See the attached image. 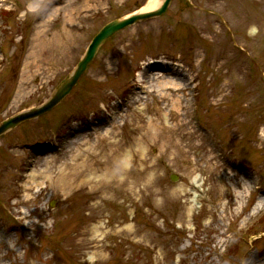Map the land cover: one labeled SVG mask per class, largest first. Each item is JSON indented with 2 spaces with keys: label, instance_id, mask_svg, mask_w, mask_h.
<instances>
[{
  "label": "rangeland",
  "instance_id": "rangeland-1",
  "mask_svg": "<svg viewBox=\"0 0 264 264\" xmlns=\"http://www.w3.org/2000/svg\"><path fill=\"white\" fill-rule=\"evenodd\" d=\"M149 2L0 0V124L49 100L106 23ZM156 64L184 85L185 109L162 112L164 124L188 119L203 136L176 137L184 152L140 138L162 106L137 87ZM136 92L149 102L130 105ZM118 111L141 194L64 189L54 178L26 199L27 174L48 166L57 176L78 151L69 141ZM263 197L264 0H172L109 38L53 110L0 137V264H264Z\"/></svg>",
  "mask_w": 264,
  "mask_h": 264
},
{
  "label": "bare ground",
  "instance_id": "bare-ground-1",
  "mask_svg": "<svg viewBox=\"0 0 264 264\" xmlns=\"http://www.w3.org/2000/svg\"><path fill=\"white\" fill-rule=\"evenodd\" d=\"M161 2L162 0H150L148 7L142 10L156 8ZM160 67L164 74L161 73L157 75L153 70ZM165 69L166 68H163L162 65L158 64L153 65L152 68L150 66L147 67L139 78L140 81H138L137 87L140 91L152 94L156 93L158 100L162 103V106L158 111L153 112L154 115L143 127L139 125V129H142L140 138L147 142L154 141L155 143L166 144L167 147L165 151L168 153L172 151V148L180 149V141L178 142L176 137L185 139L186 137L199 138V136H203L196 130L191 129V121L188 119H180L179 122L173 125L164 124L162 112H166V116H170L173 119L178 117L181 114L179 112L186 107L184 98L179 95V93L184 90V85H182L183 83L180 81L179 73L171 68ZM144 81L147 83H154L150 84L148 87L144 85ZM142 102L146 104L149 100L148 98L144 99L140 97L138 92L130 99V105ZM147 108V106H144V108L140 110L142 111ZM119 113L120 111L109 114V118L105 120L106 122L101 124L103 126H101L100 130L94 131V133H87L86 139L83 138L82 135L77 134L79 135L77 139H71V141H69V145H73V143L77 142L78 151L73 157V162L69 164L65 163V166L60 167L57 176H54V173L52 174L50 171L52 167L48 168V166L40 171L35 169L27 174L24 186L30 193H27L26 199L29 200L44 193L48 183L55 182L53 181L54 178H58L59 183L64 189H71L77 184L87 183L90 184L93 190L100 189L106 194L121 188L141 194L144 187H142L139 179L132 176L128 163V159L132 156L134 150L123 147L120 138L116 137L118 133L116 128L119 126L117 123L118 115L120 118L124 117V114ZM182 114L186 116L185 112ZM106 124L109 125L108 128L104 126ZM92 130H94V128H92ZM91 134H94V141L91 136H89ZM105 139L108 141L105 142ZM164 140L168 143L164 142ZM139 148L143 149L142 146ZM214 151V149L208 148L203 151V154L210 155ZM180 152L184 151L180 149ZM95 157L101 160L100 164L93 161ZM79 159L82 160L77 162ZM90 162L92 163L90 164ZM64 168L69 169L68 174L64 173ZM146 181L150 183V180L146 179ZM263 206L264 197L262 201L257 204L256 208H261Z\"/></svg>",
  "mask_w": 264,
  "mask_h": 264
},
{
  "label": "water",
  "instance_id": "water-1",
  "mask_svg": "<svg viewBox=\"0 0 264 264\" xmlns=\"http://www.w3.org/2000/svg\"><path fill=\"white\" fill-rule=\"evenodd\" d=\"M171 2L172 0H163L156 8L149 10H137L128 15L113 19L105 24L93 37L84 56L78 62L76 68L60 83L52 97L40 106L29 108L5 119L0 124V137L6 132L17 127L22 122L37 118L55 108L77 85L97 55L100 47L107 39L115 33L134 25L139 21L163 15L169 8ZM177 178V175H172V179L176 180Z\"/></svg>",
  "mask_w": 264,
  "mask_h": 264
},
{
  "label": "clouds",
  "instance_id": "clouds-1",
  "mask_svg": "<svg viewBox=\"0 0 264 264\" xmlns=\"http://www.w3.org/2000/svg\"><path fill=\"white\" fill-rule=\"evenodd\" d=\"M256 31H257V29H256L255 27H253V28H251V29L249 30V34H250V35H254V34L256 33Z\"/></svg>",
  "mask_w": 264,
  "mask_h": 264
}]
</instances>
